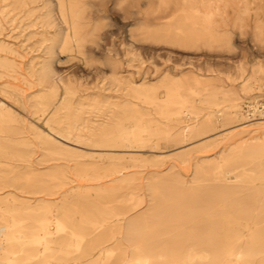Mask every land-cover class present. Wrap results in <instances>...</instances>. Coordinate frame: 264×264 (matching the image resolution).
<instances>
[{
    "label": "bare ground",
    "instance_id": "bare-ground-1",
    "mask_svg": "<svg viewBox=\"0 0 264 264\" xmlns=\"http://www.w3.org/2000/svg\"><path fill=\"white\" fill-rule=\"evenodd\" d=\"M239 47L264 0H0V264H264V124L219 135L264 117Z\"/></svg>",
    "mask_w": 264,
    "mask_h": 264
},
{
    "label": "rangeland",
    "instance_id": "rangeland-1",
    "mask_svg": "<svg viewBox=\"0 0 264 264\" xmlns=\"http://www.w3.org/2000/svg\"><path fill=\"white\" fill-rule=\"evenodd\" d=\"M238 53H243L244 59H235V58H231L230 60H228V62L234 63V64H239L241 61L245 62V64H248V66H251L257 62H264V60L261 57H256V58H251L246 51L242 50L240 47L237 49ZM162 61L165 60H170L169 62H177L178 64H183V63H189V61H184V60H177L175 58L172 57H168V56H161L159 58ZM196 64H198L199 66H203L204 63L203 62H195ZM26 66L25 69L27 68V62H25ZM61 70V69H60ZM73 70V71H72ZM70 77L72 80L78 82L79 84L85 86V85H90L93 84L94 82L100 81L102 79L101 75H96L94 73H88L82 69L79 68H75V69H66L63 68L61 70V72L59 73L60 77L63 76H67ZM29 91V90H28ZM27 91V92H28ZM29 93V92H28ZM248 102V101H246ZM26 118H28L27 115H25ZM262 124H264V117H252V114H246V119H244L243 121L238 122L234 127H232L230 130L227 131H223L222 133H219V135L221 134H228L230 132H242L243 130H254L259 128V126H261ZM173 152L172 151H168V153L166 154H171ZM38 156V155H37ZM173 164H176L178 166V168L187 176L191 175L192 173V168L190 166L188 167H184L179 161L171 158L167 161V163L159 169V171H163V170H168ZM152 170H150L151 172ZM146 194L147 191L145 190Z\"/></svg>",
    "mask_w": 264,
    "mask_h": 264
}]
</instances>
